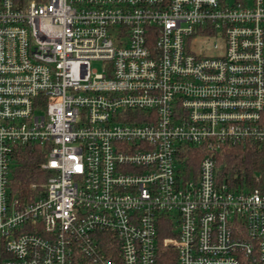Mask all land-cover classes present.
I'll list each match as a JSON object with an SVG mask.
<instances>
[{
	"label": "built area",
	"instance_id": "built-area-1",
	"mask_svg": "<svg viewBox=\"0 0 264 264\" xmlns=\"http://www.w3.org/2000/svg\"><path fill=\"white\" fill-rule=\"evenodd\" d=\"M253 142L264 0H0V264H156L160 230L175 264H264V172L216 179Z\"/></svg>",
	"mask_w": 264,
	"mask_h": 264
},
{
	"label": "trees",
	"instance_id": "trees-1",
	"mask_svg": "<svg viewBox=\"0 0 264 264\" xmlns=\"http://www.w3.org/2000/svg\"><path fill=\"white\" fill-rule=\"evenodd\" d=\"M186 153H189L186 152ZM44 154L39 147H19L14 153L10 186L12 194L18 197L32 196V183L37 187L45 181L47 173L41 167ZM217 181L226 182L229 187L244 186L247 182H254L255 173L264 172V146L258 142L235 143L224 146L216 156ZM167 230H160L158 234V248L156 264H175V251L169 244L162 241L170 236ZM81 264H90L86 260Z\"/></svg>",
	"mask_w": 264,
	"mask_h": 264
},
{
	"label": "rangeland",
	"instance_id": "rangeland-1",
	"mask_svg": "<svg viewBox=\"0 0 264 264\" xmlns=\"http://www.w3.org/2000/svg\"><path fill=\"white\" fill-rule=\"evenodd\" d=\"M190 44H193L194 50H198V49H200V47H202L204 45L201 40H196L194 42H191ZM91 65H92V67H96L97 69H100V63L97 61H93ZM164 244H167V243H164Z\"/></svg>",
	"mask_w": 264,
	"mask_h": 264
}]
</instances>
